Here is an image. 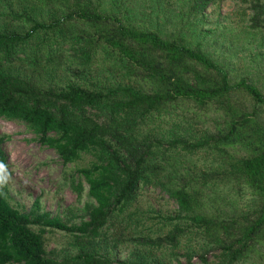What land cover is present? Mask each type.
<instances>
[{
  "label": "trees",
  "instance_id": "obj_1",
  "mask_svg": "<svg viewBox=\"0 0 264 264\" xmlns=\"http://www.w3.org/2000/svg\"><path fill=\"white\" fill-rule=\"evenodd\" d=\"M233 1L235 26L216 0H0V120L88 158L78 224L13 208L0 178V264H264V0ZM147 187L176 209L135 208Z\"/></svg>",
  "mask_w": 264,
  "mask_h": 264
},
{
  "label": "rangeland",
  "instance_id": "obj_2",
  "mask_svg": "<svg viewBox=\"0 0 264 264\" xmlns=\"http://www.w3.org/2000/svg\"><path fill=\"white\" fill-rule=\"evenodd\" d=\"M205 14L210 22L218 21L227 26H235L245 20V10L233 0H216L213 7L205 10ZM236 68L240 69L241 66L235 65L234 71ZM243 97L237 94L235 99L243 103ZM1 135L8 137L2 146L6 161L5 165H0V178L10 205L27 213L33 202L39 199L43 211L51 217H59L68 225L78 224L82 216L79 211L87 202L86 191L78 199L69 183L75 166L86 165L88 158L83 157L76 165L63 167L56 154L40 146L21 123L0 120ZM83 187L86 189L85 184ZM136 207L142 212L153 210L165 215L176 209L173 201L158 189L150 187L139 192ZM46 238L48 255L60 258L66 242L64 233L48 230ZM193 263L199 264L196 258Z\"/></svg>",
  "mask_w": 264,
  "mask_h": 264
}]
</instances>
